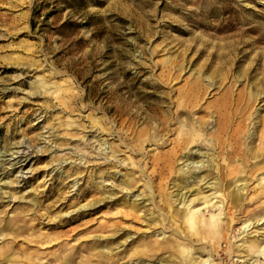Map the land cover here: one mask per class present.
Masks as SVG:
<instances>
[{
	"label": "rangeland",
	"instance_id": "374dc122",
	"mask_svg": "<svg viewBox=\"0 0 264 264\" xmlns=\"http://www.w3.org/2000/svg\"><path fill=\"white\" fill-rule=\"evenodd\" d=\"M202 122L225 177L248 125L264 130V0H0V252L20 264L63 252L68 264H174L161 244L176 231L162 220L182 139ZM261 187L247 181L231 234L207 247L215 263H244L228 242L241 245L240 221L264 207ZM244 231L263 241L264 219Z\"/></svg>",
	"mask_w": 264,
	"mask_h": 264
},
{
	"label": "bare ground",
	"instance_id": "6f19581e",
	"mask_svg": "<svg viewBox=\"0 0 264 264\" xmlns=\"http://www.w3.org/2000/svg\"><path fill=\"white\" fill-rule=\"evenodd\" d=\"M38 88L43 91L45 86L43 83L39 82ZM194 115L195 112L191 114L192 117ZM197 121L198 120H192V123L196 124ZM201 124H204V127H202V125V129H199L200 131L198 130L193 137L191 135H185L186 137L182 139L180 155L176 158V161H182L183 167L177 169V177L172 182V184H178L177 189L179 191H177L175 195L173 194L169 197L167 203L169 209L167 212L169 214L168 216L165 214L162 220L163 222L168 221L169 223H172V225H174V230L176 231L174 234V240H171L170 237H166L163 238L164 242L161 244L163 250L170 249V253L174 254V264H218L217 262L215 263V258L212 259L213 256L207 251V247L211 246V244L219 245V241L225 239L226 235L229 236L231 234L232 216L229 215V211L233 210V212L238 213V215L243 213L244 202L246 201L245 197H247V194L245 195L243 192L247 187V181L249 182L253 180L257 185H262V189H260L258 195L264 196V181L261 183L258 178L260 175L264 176V130L260 131V133H255V125L257 122H253L251 126L248 125L249 128L245 133L246 143L244 145V157L243 159L234 161L235 164L237 163V167H229L228 169L224 168L226 172L224 174L225 177H223L221 163L224 161L216 151V142L214 141L215 138L213 135L214 131L212 130L213 126H211L209 122H202ZM188 132L190 131H187V133ZM187 133L185 132L184 134ZM154 137L155 138H152L156 139L157 137V142H159V140L162 141L161 136L157 135ZM146 140L148 141L149 139L143 138L140 140L139 147H142ZM257 142L259 145H257ZM203 151L205 153H203ZM114 153H116V151L112 150L111 157H115ZM205 157L206 159H204ZM122 176V179L119 181L122 186L121 190L127 188L130 190L135 184L133 175L124 174ZM223 178L226 179L223 180ZM206 179L208 180L205 183L206 186L204 188L207 189V191H203L204 189L201 187L192 191L189 187L194 182H202ZM73 184L75 185V183ZM180 190H185V194H179ZM208 191H211V193L209 192V195H206ZM143 193L144 192H142V197L149 195ZM187 193L188 196H186ZM4 194L5 193H3V195ZM10 196L11 197L9 198H12V200L17 198H15L13 194ZM172 197L177 198L171 201ZM106 198L111 199V196H107ZM19 199L22 200L23 198L19 197ZM153 199L154 198H151V200L148 201L151 202ZM214 199H216V201L212 202ZM176 202L177 204H175ZM29 203L35 205V201L32 199L29 200ZM121 205L127 208L128 211L132 212H137L141 208L139 202L136 203L135 201H130L126 199V197L123 199ZM88 206L91 207L92 204H88L86 207ZM214 208L218 213H210L209 218H205L201 214L203 209L212 210ZM162 215L160 214V216ZM160 216L156 215V218L153 217L156 223H163L159 219ZM236 216L237 215H235V217ZM223 219L226 220V222L222 224L221 222ZM262 219H264V207H256L253 212L247 214L240 223H242L245 230L251 225L253 227ZM244 230L239 241L241 242V245H234L231 244V242H228L230 246L229 253L231 256L235 254H243V264H258L255 261L256 258L260 256L264 257V240L249 241L245 239L248 236V230L246 232ZM0 237L2 238V235H0ZM127 239L128 237L124 238V241L121 242V246H124ZM198 245L202 246L198 248L196 247ZM243 245L244 247H242ZM147 247V244L144 243V248L147 249ZM10 254L11 253L7 251L0 252V264H20L13 256L10 258ZM62 254H65V256H62V258L57 257V259L52 260V262L47 261L44 264H68V255L65 252ZM100 255L102 254L100 253ZM203 255L205 256V259L202 258ZM253 258H255V260L251 261ZM262 264H264V262Z\"/></svg>",
	"mask_w": 264,
	"mask_h": 264
}]
</instances>
